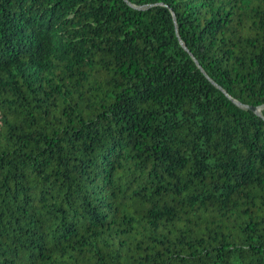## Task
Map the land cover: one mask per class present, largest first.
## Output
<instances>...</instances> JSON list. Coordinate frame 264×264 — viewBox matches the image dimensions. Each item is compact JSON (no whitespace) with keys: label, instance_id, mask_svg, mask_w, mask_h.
Returning <instances> with one entry per match:
<instances>
[{"label":"trees","instance_id":"16d2710c","mask_svg":"<svg viewBox=\"0 0 264 264\" xmlns=\"http://www.w3.org/2000/svg\"><path fill=\"white\" fill-rule=\"evenodd\" d=\"M0 264H264V0H0Z\"/></svg>","mask_w":264,"mask_h":264},{"label":"water","instance_id":"95a60500","mask_svg":"<svg viewBox=\"0 0 264 264\" xmlns=\"http://www.w3.org/2000/svg\"><path fill=\"white\" fill-rule=\"evenodd\" d=\"M231 100H232L233 102H235V103H238L237 101H235V100H233V99H231ZM247 107L250 108V109H252V110H255V107H253V106L248 105ZM255 111H257V109H256Z\"/></svg>","mask_w":264,"mask_h":264}]
</instances>
